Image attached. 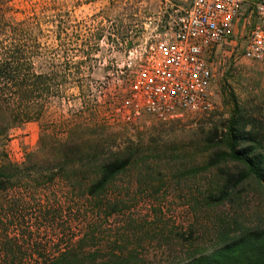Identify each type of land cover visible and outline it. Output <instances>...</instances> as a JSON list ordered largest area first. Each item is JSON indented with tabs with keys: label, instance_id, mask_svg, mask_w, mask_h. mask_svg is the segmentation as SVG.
Here are the masks:
<instances>
[{
	"label": "rangeland",
	"instance_id": "1",
	"mask_svg": "<svg viewBox=\"0 0 264 264\" xmlns=\"http://www.w3.org/2000/svg\"><path fill=\"white\" fill-rule=\"evenodd\" d=\"M260 1L246 0L244 17ZM190 2L0 0V54L11 48V40H28L23 50L34 51L36 73L46 72L41 68L46 63L49 73L71 75L53 91L40 121L15 127L0 140V165L24 164L30 153H41L48 137L65 141L74 127L84 139H108L106 146L119 155L135 154L101 199H80L62 177L52 184L40 175L36 182L21 184L37 188L33 193H1V262L38 264L54 259L49 249L58 244H75L82 248L83 264H180L213 251L226 232L262 223L264 190L255 181L230 201L213 203L223 178L208 165L206 139L229 119L234 103L264 124V63L241 58L217 66L214 109L208 114L168 122L146 116L133 127H111L103 117L111 97L125 90L120 71L135 61L143 41L139 37L165 22L173 4L187 7ZM95 37L99 46L87 58L84 52ZM88 165L77 164L74 178L85 182L93 176L94 165ZM16 202L22 206L17 215ZM55 206L61 212L57 220L42 216Z\"/></svg>",
	"mask_w": 264,
	"mask_h": 264
},
{
	"label": "trees",
	"instance_id": "2",
	"mask_svg": "<svg viewBox=\"0 0 264 264\" xmlns=\"http://www.w3.org/2000/svg\"><path fill=\"white\" fill-rule=\"evenodd\" d=\"M99 41L100 37L90 40V47L84 52L85 57L93 56ZM10 42L11 48L0 54V140L15 127L40 121L46 115L53 91L59 90L60 82L71 78L69 74L61 75L60 71L49 73L50 68L46 63L41 68L47 71L36 73L34 51L23 50L28 47V40ZM81 66L82 63L76 69L79 70ZM78 128L74 127L65 141L48 137V143L44 144L46 146L41 153H30L22 165H0V194L18 191L33 193L37 188L32 189L29 185L26 189L21 184L36 182L35 177L40 175L52 184L62 177L69 184L71 194L79 192L80 199H101L100 196L129 169L135 154L119 155L106 146L108 139L94 136L84 139L81 133L77 134ZM206 145L210 152L208 165L219 169L223 178L221 188L212 196L213 203L219 205L230 201L249 181H255L264 190L263 123L254 117H247L243 109L234 103L231 116L221 128L217 125L212 129ZM83 161H87L88 166L93 163L95 169L93 176L85 182L75 179L79 173L73 170ZM56 169L57 172H54ZM49 171L50 174L47 173ZM15 205L13 211L17 215L22 206L17 202ZM58 215L61 216V212L55 206L53 213L49 210L42 216L57 220ZM62 231L65 233V229ZM226 234L213 251L193 256L180 264H264V219L256 227H244L240 232ZM57 246L56 250L49 249L57 255L54 259H44L38 264H83L79 245ZM7 263L8 260L0 261V264Z\"/></svg>",
	"mask_w": 264,
	"mask_h": 264
},
{
	"label": "built area",
	"instance_id": "3",
	"mask_svg": "<svg viewBox=\"0 0 264 264\" xmlns=\"http://www.w3.org/2000/svg\"><path fill=\"white\" fill-rule=\"evenodd\" d=\"M245 4L246 0L173 4L165 22L139 37L143 41L135 49V61L120 71L126 76L125 90L105 106V122L133 127L146 116L168 122L210 113L217 66L241 58L264 63V1L255 4L247 18Z\"/></svg>",
	"mask_w": 264,
	"mask_h": 264
}]
</instances>
